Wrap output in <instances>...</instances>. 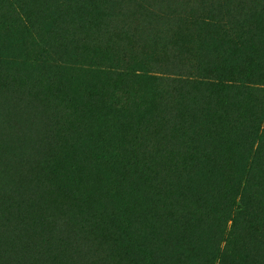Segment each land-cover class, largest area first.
I'll return each mask as SVG.
<instances>
[{
	"label": "rangeland",
	"instance_id": "1",
	"mask_svg": "<svg viewBox=\"0 0 264 264\" xmlns=\"http://www.w3.org/2000/svg\"><path fill=\"white\" fill-rule=\"evenodd\" d=\"M0 264H264V0H0Z\"/></svg>",
	"mask_w": 264,
	"mask_h": 264
},
{
	"label": "trees",
	"instance_id": "2",
	"mask_svg": "<svg viewBox=\"0 0 264 264\" xmlns=\"http://www.w3.org/2000/svg\"><path fill=\"white\" fill-rule=\"evenodd\" d=\"M51 69H52L51 70L52 73H55V72L58 73L57 69H53L52 67H51ZM123 161L124 160L122 159L121 163H123ZM127 167H129V164H127ZM177 170H178V168L176 166L169 167L168 171H164V173H163V171H161L162 173H160V174H162V175H161V178L159 177V180L154 178V183L157 185V192L159 194V197H161L160 204H161L162 209H164V210H167L169 204L170 205L172 204L171 201H172V195H173L171 190L167 188L169 186V183L171 180L166 181V179L171 177L172 175H174V173L175 174L178 173V172H176ZM151 174H153V171ZM160 174H159V176H160ZM153 175H155V174H153ZM232 175H237V173L234 172ZM237 181L238 180L235 177H232L231 186H233V182H237ZM250 185H251V187H249L246 191H249L248 192L249 196L251 193L255 195V193H253V192L257 193L259 191V189H258L257 185H254V183H251ZM248 221L252 223L250 217H248Z\"/></svg>",
	"mask_w": 264,
	"mask_h": 264
}]
</instances>
